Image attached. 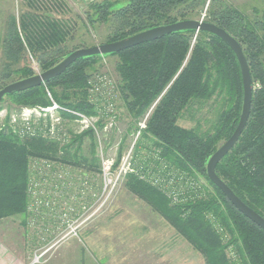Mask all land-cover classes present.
Masks as SVG:
<instances>
[{"label": "trees", "instance_id": "obj_1", "mask_svg": "<svg viewBox=\"0 0 264 264\" xmlns=\"http://www.w3.org/2000/svg\"><path fill=\"white\" fill-rule=\"evenodd\" d=\"M30 1L28 6L33 12L22 13L18 25L8 21L0 38V90L38 74L29 65L27 52L39 73H43L81 48L67 51L69 30L60 21L34 12L35 0ZM88 5L91 13L87 15V25L107 28L98 45L152 28L197 20L203 11L205 22L225 30L241 45L253 83L250 117L238 142L215 171L245 205L264 219V8L249 16L226 0H101ZM103 58H116L118 81L114 82L113 100L122 103L124 116L130 121L128 131L154 105L140 142L134 147L135 162L139 161L136 157L140 148L145 147L144 140L148 142L150 160L156 154L168 168L199 178L204 194L171 206L157 187L135 171L126 174L125 189L166 220L205 264H264V231L240 214L206 176L209 158L238 124L243 98L237 60L217 37L203 32H178L117 54L80 59L48 83L5 96L0 110L6 102L10 111L47 107L51 98L72 111L94 115L93 103L86 102L88 80ZM211 100L221 103L211 132L200 133L178 125L185 113L200 110ZM6 130L0 133V221L26 213L29 158L58 160L75 167L85 165L90 170L98 164L93 145L89 158L83 154L82 143L85 136L91 137L89 133L73 137L59 155L51 142H22L12 129ZM141 161L134 165L136 171ZM228 248L236 262L229 260Z\"/></svg>", "mask_w": 264, "mask_h": 264}, {"label": "rangeland", "instance_id": "obj_2", "mask_svg": "<svg viewBox=\"0 0 264 264\" xmlns=\"http://www.w3.org/2000/svg\"><path fill=\"white\" fill-rule=\"evenodd\" d=\"M28 1L30 0H0V38H3L4 36L8 21H11L14 24L18 25L20 20V15L22 13L33 12V10L28 6ZM226 1L232 6L241 10L244 14H247L249 16H253L254 10L260 11L261 9L264 8V0H226ZM33 3L37 7V9H35L34 12H37V14L40 15H48L51 18L60 21L69 30V36L66 43L67 51H71L75 47H81L80 49H83V48H90L92 46H96L99 43L103 42L107 34V28L104 25H100L98 27H96L95 25L94 29L90 28L87 25V15L91 13L88 4H84L78 0H35ZM201 19H203L202 21L205 22L204 21L205 11L201 13L200 17L197 20L201 21ZM2 55H3L2 49L0 46V68L2 64ZM27 55H28L29 65L32 67V69L35 70L36 73L39 74V69L37 67L35 60H33V58L28 52ZM115 63H116V58H103L100 61V64L97 67V69L92 72V75L100 76L102 78L106 77L108 79L110 78L117 84L118 81L117 75L115 74L114 71ZM87 93L88 95L86 96L87 99L86 102L88 100H90V102L93 101L98 102L99 100H104L103 98H98L97 96H94L89 92V90L87 91ZM79 101L81 102L82 100ZM108 103L112 104L113 114L117 117L115 122L112 123V127H111V121L106 117V112L108 111V107H107ZM7 104L8 102L3 104L2 109L0 110V133L7 131L6 128H8V129H12L14 134L16 135L15 131L17 130V126L21 122L20 114L24 112L25 109L27 110V109H33L39 107H25V108L23 107L20 108L18 111H10L6 106ZM98 104H100L101 110L96 109V106H94L95 108L94 115L89 116L82 113L85 115L86 122L85 121L82 122L81 120L76 121L74 115L72 116V115L59 114L62 117V119L65 120L64 122L66 128H64V130L65 133L68 134V138H69L68 144L66 143L61 148L59 144L54 142L53 139L19 138L17 135L16 136L22 142L31 139H41L51 142L57 146L58 151L60 153V151L66 149L65 147L70 144L73 137L81 136L82 134L85 133H89L91 135L90 138L85 136L82 143V149L84 156L89 158L90 148L93 145L92 147H94L93 149L94 157L98 159V164H96L95 167H93V170L88 169V167L85 165L75 167L71 164L65 163L66 167L70 166V168H67L68 170L74 171V174H76L75 177L77 179L80 178V174L85 175V177H83L84 180L82 182H84L88 187V191L85 192V198L87 199L85 207L86 210L88 211L83 215L81 221L87 219L94 212L99 213L105 209L113 207V205L116 206L115 204L118 201L119 203H121L120 206L123 207L124 205H126L130 209L131 218L135 219V223L148 221L149 223L152 224L164 223L169 225L167 221L164 220L151 207L147 206L145 203L137 199L134 195H132L125 189L124 182L126 175L122 180L118 181V183L116 184L115 188L111 191V193H110V188H107L104 192L102 190L104 180L101 172V164H102L101 161H106V162L108 161L113 164L111 172L113 173L114 179H116L118 175V168H120V166L122 165L121 164L122 160L127 155L132 144L135 143V148H136V143L138 145V143L140 142L142 133H140L139 137L136 138L138 132V123L145 120V117L150 112L151 108L140 121H137L136 123L137 125H135V127L133 126L131 131H128L130 127L129 124L130 121L124 116L123 113L124 110L122 109L121 106L122 103L120 100L118 99L107 100L105 104H103V102L100 101V103ZM58 105L68 109V107L62 106L60 104ZM220 109H221L220 101L211 100L206 104H204L200 110L195 111V109H193L189 113H185L184 116L178 121V125L185 129L198 130L200 133L211 132L212 127L216 122V118ZM152 111L150 115H148L147 123L152 114ZM77 113H81V112H77ZM34 120L36 121V119ZM90 123L93 125V127L90 125ZM86 126L89 127L86 128ZM144 144L145 147L140 146L141 147L139 150L140 154L137 155L136 160H143L144 157L145 158L148 157L147 155L148 152H146L148 142L143 140L142 145L144 146ZM133 153L134 152H132V155ZM93 193L97 195L95 196V198L92 197L91 195ZM93 199H98V201L92 205L94 201ZM166 199L168 200L171 206L176 205V204L174 205L169 200L168 197H166ZM73 207L75 208V211H79L77 203H73ZM79 223L76 224L75 227L80 225ZM55 229H57L58 232H56L55 234L53 233L54 235H52L53 238L51 240H50V236H48L49 234L42 236L45 239V241H42L39 238L40 239L39 244L41 245V247H38L36 253L33 256V259L35 256L39 257L40 255H42L46 251L47 248L46 246L48 244L56 243L58 240L69 235L70 234L69 232L71 231V228H68L66 226H62V227L59 226L58 228L55 227ZM71 234L74 235L73 233ZM75 236L78 237L77 231H75ZM184 262H185L184 264H205L202 256L197 251H195L191 247V245H189L187 249L185 248Z\"/></svg>", "mask_w": 264, "mask_h": 264}, {"label": "built area", "instance_id": "obj_3", "mask_svg": "<svg viewBox=\"0 0 264 264\" xmlns=\"http://www.w3.org/2000/svg\"><path fill=\"white\" fill-rule=\"evenodd\" d=\"M78 1L84 4H92L101 0ZM114 85V81L106 77L92 76L88 80L89 92L98 98L104 99L98 102L92 100L96 109L101 110L100 104H98L100 101L105 104L107 100H113ZM107 107L106 117L111 121L112 127V123L115 122L117 117L113 114L112 104L108 103ZM153 108L154 105L151 107L145 120L138 123L136 138L146 129L147 118ZM59 114L74 115L76 121L81 120L82 122H86L84 114L61 107L50 98V105L47 107L25 109L20 114L21 122L17 126L15 133L19 138L53 139L61 148L66 143L68 144L69 138L64 130L66 128L65 120ZM90 125L93 127L91 123ZM88 127L86 126V128ZM134 147L135 143L132 144L127 155L123 158L122 165L118 168L116 179H114L113 173L111 172L113 164L108 161H101V172L104 180L103 192L107 188H110L111 193L119 180H122L126 174L135 171L134 173L139 175L141 179L157 187L174 205H179L203 196L202 180L187 176L176 169L168 168L166 163L160 160L156 154H153L152 160L149 157H144L142 161L135 162L132 155ZM59 155H61V152ZM140 161L139 166L137 165L138 171H136L134 165ZM155 161L157 164L154 163ZM67 168H70V166L66 167L65 163L58 160L36 157L29 158L26 186L28 200L26 214L29 216V226L35 230L42 241H45L42 236L50 234L51 232H58L55 227L58 228L59 226L71 228L69 233L75 235V231L79 226L97 214V212H94L87 219L81 221L83 215L88 211L85 207L87 201L85 192L88 191V187L82 182L85 175L80 174V178L77 179L74 171L68 170ZM91 195L94 198L97 196L94 193ZM93 200L92 205L98 201V199ZM73 203L78 204L79 211H75ZM78 223L80 225L75 227ZM217 227L219 228H217L218 232L223 234L222 229L219 226ZM225 238L224 236L223 239ZM227 252L229 260L236 262L233 251L228 248ZM44 253L39 257L35 256L33 263H38Z\"/></svg>", "mask_w": 264, "mask_h": 264}, {"label": "crops", "instance_id": "obj_4", "mask_svg": "<svg viewBox=\"0 0 264 264\" xmlns=\"http://www.w3.org/2000/svg\"><path fill=\"white\" fill-rule=\"evenodd\" d=\"M121 203L105 209L54 244H48L38 263L41 247L28 215L0 221V264H184L188 243L171 225L135 223ZM130 213V214H129ZM5 223V224H4ZM56 232H54L55 234ZM51 232L50 240L54 235ZM49 239V238H48ZM44 249V248H43Z\"/></svg>", "mask_w": 264, "mask_h": 264}, {"label": "water", "instance_id": "obj_5", "mask_svg": "<svg viewBox=\"0 0 264 264\" xmlns=\"http://www.w3.org/2000/svg\"><path fill=\"white\" fill-rule=\"evenodd\" d=\"M203 32L213 35L225 43L228 48L234 54L242 81V107L239 116L238 124L230 136V138L224 142L209 158L206 165V176L208 180L224 195L227 201L244 217H246L250 222L259 227L264 231V219L259 216L256 212L251 210L247 205H245L234 193L233 191L217 176L216 166L217 164L232 150V148L238 142L242 132L244 131L251 112L252 95H253V83L251 78V73L249 65L244 56L243 49L241 45L225 30L217 27L214 24L199 21V20H186L180 21L171 25L160 26L152 28L150 30L141 32L137 35L131 36L129 38L109 43L100 44L90 48L78 49L71 52L66 56L59 64L55 67L37 74L36 76L19 80L17 82L11 83L0 90V102L7 95H13L16 93H21L36 87H39L45 83H48L55 78L62 75L68 67H70L76 61L93 56H107L112 54L120 53L124 50L133 48L135 46L152 42L165 36L178 32Z\"/></svg>", "mask_w": 264, "mask_h": 264}]
</instances>
